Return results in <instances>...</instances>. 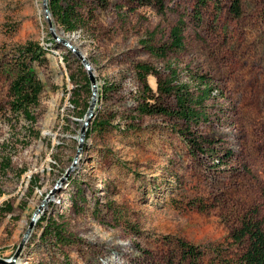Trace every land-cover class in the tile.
Returning <instances> with one entry per match:
<instances>
[{
	"label": "rangeland",
	"instance_id": "374dc122",
	"mask_svg": "<svg viewBox=\"0 0 264 264\" xmlns=\"http://www.w3.org/2000/svg\"><path fill=\"white\" fill-rule=\"evenodd\" d=\"M108 2L92 18L86 9L95 1L86 0L83 22L67 32L51 10L50 28L42 0H0V260H12L49 198L18 258L0 264H189L180 240L201 246L199 264H226L248 244L233 238L243 220L264 216V0H241L238 17L233 0H209L199 24V0H164V9ZM182 15L183 48L152 54L146 44L169 45ZM49 35L70 41L90 68ZM29 42L48 49L46 60L33 63L43 84L35 122L11 109L10 96L12 63ZM138 62L159 69L147 82L170 107L174 97L158 83L171 65L184 81L190 72L212 78L210 118L198 129L215 140L213 151L193 153L177 118L139 115ZM90 72L98 88L117 84L96 96L95 111L112 114L114 126L85 137L77 156Z\"/></svg>",
	"mask_w": 264,
	"mask_h": 264
},
{
	"label": "trees",
	"instance_id": "16d2710c",
	"mask_svg": "<svg viewBox=\"0 0 264 264\" xmlns=\"http://www.w3.org/2000/svg\"><path fill=\"white\" fill-rule=\"evenodd\" d=\"M94 1L95 6L86 9L92 18H94L97 5L106 7L109 3L108 0ZM208 1L199 0V3L194 7V18L198 21V24L202 20V8L207 5ZM48 2L50 10L60 26L67 32L78 30L80 23L83 22L85 17L83 9L85 8L86 0H48ZM137 2L141 5H156L160 9L165 8L164 0H137ZM230 11L234 16H240L242 14L241 0H233ZM186 22L185 15H182L172 29L169 45L155 46L147 43V48L152 54L159 56H166L171 51L183 48V32ZM49 40L53 44H57V40L51 35H49ZM47 50L39 43L29 42L19 47L16 52L17 57L14 61L12 60V70L14 73L10 84L11 109L16 113L24 115V117L32 122L36 121L32 107L39 103L40 95L43 91V84L37 76L33 63L46 60ZM135 67L143 83V98L141 97V101L138 102L136 107L139 115L161 114L177 118L183 121L184 124L183 127L178 129V132L193 153L213 151L215 140L199 133L198 129L201 123L207 122L210 118L208 109L211 107V104H208L207 101L215 98L213 93L216 88L212 78L207 74L190 72L189 81H184L181 79L178 70L171 65L169 67V76L158 83L160 92L173 95L175 105L170 107L158 102L151 95L152 89L147 82V75L159 74V69L146 62H138ZM85 86H88L89 89L91 88V92L93 91L90 77L87 75H85ZM116 86V83H106L104 86L99 87L98 94H107L114 90ZM75 103L78 104L77 101ZM89 105L90 103H87L84 110L80 113L81 117L86 114ZM106 114L105 111H95L94 119H92L87 131V139L94 135L101 136L107 130L113 128V119L115 117L112 114H108L107 116ZM133 126L135 125L129 126V130L137 133V129ZM226 154L227 157H230L232 152L226 151ZM2 166L5 169L9 168L11 166V159H5ZM73 184H77L76 180L73 181ZM7 208L11 210V207ZM65 236V234L59 236V241H67L68 238ZM233 238L236 242L247 240L248 244L238 258L227 261L226 264H264V216L262 218L254 216L245 218L241 227L235 231ZM179 243L182 248V258L189 260V264H199L200 259L204 255V250L201 246L185 240H180Z\"/></svg>",
	"mask_w": 264,
	"mask_h": 264
},
{
	"label": "water",
	"instance_id": "95a60500",
	"mask_svg": "<svg viewBox=\"0 0 264 264\" xmlns=\"http://www.w3.org/2000/svg\"><path fill=\"white\" fill-rule=\"evenodd\" d=\"M42 4H43V9H44V14L45 17L50 25V28L52 29L53 26V22L52 19L50 17V7H49V3L48 0H42ZM54 39L57 41H61L62 44H64L65 46H67L68 48H70V50L74 51L79 58L82 60V62L87 66V68L89 69V64H88V60L84 57V55H82L79 51H77V49L71 44L70 41L66 40V39H62L58 36H54ZM90 80H91V84H92V99L89 105V108L85 114V121H84V125H83V129L81 131L80 134V138H79V147L77 150V156L81 153L82 149L84 148V141H85V137L87 135V131H88V126L90 125L91 121H92V117H94L95 115V110H96V102H97V94L99 92V88L96 85V81L94 76L92 75V73L90 72ZM48 197L39 205V207L34 211L32 217H31V221L29 224V227L25 233L24 239L23 241L20 243V245L18 246V249L16 251V253L14 254L12 260H6V259H1L0 262L1 263H9V262H15L16 258H18V256L20 255L21 251H22V247L23 244L25 242V240L29 237L30 233L32 232V229L34 227V224L36 223L38 217L40 216V214L43 213V210L45 208V206L47 205L48 202Z\"/></svg>",
	"mask_w": 264,
	"mask_h": 264
},
{
	"label": "bare ground",
	"instance_id": "6f19581e",
	"mask_svg": "<svg viewBox=\"0 0 264 264\" xmlns=\"http://www.w3.org/2000/svg\"><path fill=\"white\" fill-rule=\"evenodd\" d=\"M42 13V12H41ZM50 17H51V19L53 18V16H52V13L50 12ZM55 28H56V26H55ZM56 31V30H55Z\"/></svg>",
	"mask_w": 264,
	"mask_h": 264
}]
</instances>
